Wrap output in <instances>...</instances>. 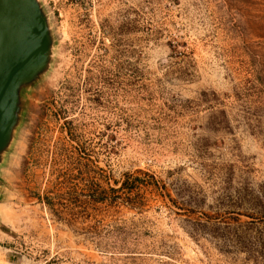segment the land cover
<instances>
[{"label": "rangeland", "instance_id": "obj_1", "mask_svg": "<svg viewBox=\"0 0 264 264\" xmlns=\"http://www.w3.org/2000/svg\"><path fill=\"white\" fill-rule=\"evenodd\" d=\"M36 2L0 264H264V0Z\"/></svg>", "mask_w": 264, "mask_h": 264}, {"label": "water", "instance_id": "obj_2", "mask_svg": "<svg viewBox=\"0 0 264 264\" xmlns=\"http://www.w3.org/2000/svg\"><path fill=\"white\" fill-rule=\"evenodd\" d=\"M45 37L36 0H0V146L11 122L16 86L45 60Z\"/></svg>", "mask_w": 264, "mask_h": 264}, {"label": "built area", "instance_id": "obj_3", "mask_svg": "<svg viewBox=\"0 0 264 264\" xmlns=\"http://www.w3.org/2000/svg\"><path fill=\"white\" fill-rule=\"evenodd\" d=\"M78 1H81V0H49V3H58V2H65V3H69L71 2L72 3H78Z\"/></svg>", "mask_w": 264, "mask_h": 264}]
</instances>
